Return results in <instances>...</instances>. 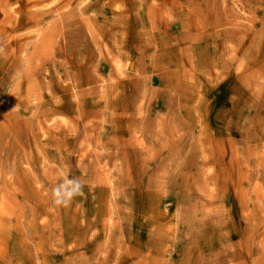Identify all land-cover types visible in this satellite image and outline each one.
Returning <instances> with one entry per match:
<instances>
[{
	"label": "rangeland",
	"instance_id": "rangeland-1",
	"mask_svg": "<svg viewBox=\"0 0 264 264\" xmlns=\"http://www.w3.org/2000/svg\"><path fill=\"white\" fill-rule=\"evenodd\" d=\"M0 264H264V0H0Z\"/></svg>",
	"mask_w": 264,
	"mask_h": 264
},
{
	"label": "clouds",
	"instance_id": "clouds-1",
	"mask_svg": "<svg viewBox=\"0 0 264 264\" xmlns=\"http://www.w3.org/2000/svg\"><path fill=\"white\" fill-rule=\"evenodd\" d=\"M82 191L83 184L78 178L64 179L52 189L53 203L57 206H68Z\"/></svg>",
	"mask_w": 264,
	"mask_h": 264
}]
</instances>
